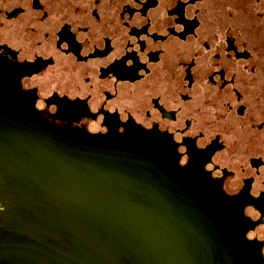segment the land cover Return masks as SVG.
Listing matches in <instances>:
<instances>
[{
    "label": "flooded vegetation",
    "instance_id": "obj_1",
    "mask_svg": "<svg viewBox=\"0 0 264 264\" xmlns=\"http://www.w3.org/2000/svg\"><path fill=\"white\" fill-rule=\"evenodd\" d=\"M220 3L0 0V264L139 263L136 222L73 201L203 208L264 264V39Z\"/></svg>",
    "mask_w": 264,
    "mask_h": 264
},
{
    "label": "water",
    "instance_id": "obj_2",
    "mask_svg": "<svg viewBox=\"0 0 264 264\" xmlns=\"http://www.w3.org/2000/svg\"><path fill=\"white\" fill-rule=\"evenodd\" d=\"M25 166L28 168L30 164L26 162ZM64 166L77 167V164L73 162ZM32 175L30 172L29 176ZM73 175H77L76 171ZM25 189L29 191L27 187ZM82 196V190H79L75 198ZM77 202H63L51 213L56 220H63L67 215L76 221L77 217L98 214L100 209L106 215L117 213L121 218L119 225L127 224L128 228L130 225L133 228L136 222L141 251L138 264H246L240 252L226 243L225 232L216 227L203 208L197 211L196 221L182 213L180 205L176 206V211H166L165 206L159 204L128 207ZM145 213L150 215V221L144 217Z\"/></svg>",
    "mask_w": 264,
    "mask_h": 264
},
{
    "label": "rangeland",
    "instance_id": "obj_3",
    "mask_svg": "<svg viewBox=\"0 0 264 264\" xmlns=\"http://www.w3.org/2000/svg\"><path fill=\"white\" fill-rule=\"evenodd\" d=\"M223 20L231 21L234 35L264 39V0H220Z\"/></svg>",
    "mask_w": 264,
    "mask_h": 264
}]
</instances>
